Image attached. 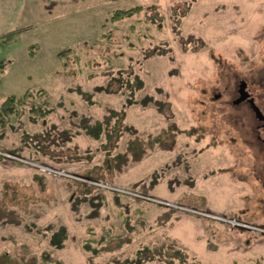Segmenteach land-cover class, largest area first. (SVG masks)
Masks as SVG:
<instances>
[{
  "label": "rangeland",
  "instance_id": "rangeland-1",
  "mask_svg": "<svg viewBox=\"0 0 264 264\" xmlns=\"http://www.w3.org/2000/svg\"><path fill=\"white\" fill-rule=\"evenodd\" d=\"M0 61V104L25 98L0 128V264H264V187L217 69L262 66L264 0H0ZM106 117L98 138L82 130ZM40 132L57 135L44 155Z\"/></svg>",
  "mask_w": 264,
  "mask_h": 264
},
{
  "label": "flooded vegetation",
  "instance_id": "flooded-vegetation-1",
  "mask_svg": "<svg viewBox=\"0 0 264 264\" xmlns=\"http://www.w3.org/2000/svg\"><path fill=\"white\" fill-rule=\"evenodd\" d=\"M214 63L217 61L213 60ZM227 76L234 77L228 98L223 102L231 111L232 120L246 128V142L249 150L247 173L252 185L264 187V63L255 71L229 68V65H218ZM221 93L213 94L218 99Z\"/></svg>",
  "mask_w": 264,
  "mask_h": 264
},
{
  "label": "trees",
  "instance_id": "trees-1",
  "mask_svg": "<svg viewBox=\"0 0 264 264\" xmlns=\"http://www.w3.org/2000/svg\"><path fill=\"white\" fill-rule=\"evenodd\" d=\"M142 8L139 6L134 7V8H130V9H118L116 11H114L111 15V20L112 21H120L129 17H132L134 14L140 12ZM59 55L65 56L64 57V62L63 66L65 69V73L66 75H75L79 72V70L76 69V67L78 66L79 63V57L75 54H73V51H71V49H65L62 52L59 53ZM4 63L2 61H0V75L4 72ZM72 72V74H71ZM1 84V83H0ZM139 87V82L138 85L136 86V88ZM46 92L44 90H38L36 92V95L38 97H42L43 95H45ZM24 96H28L27 93ZM25 98H17L15 95H11L5 98V100L0 104V128L3 129L6 124L8 119H10L11 116L17 114L20 110L21 107H19L21 104H23L25 101ZM151 100V99H150ZM149 101V100H148ZM53 107H49V102L46 100H43L42 102H33V104L31 105V107L29 108L30 111V118L32 119L31 121L33 123H36L39 119L42 120V125L46 124V115H49L50 113L53 112ZM114 115H116V113H113ZM109 119V117L104 118L102 121H97L96 123H93L91 125H84L82 124V130L84 131V133H86V135H90L93 138H98V136H100L104 130H103V126H105L108 122L107 120ZM120 132V131H119ZM70 133L67 129H64L62 131H60L58 133V138L64 143L65 141H69L72 138V134L70 136ZM109 132L107 131V133H105L108 138ZM120 134V133H119ZM111 136V135H110ZM57 138V135L52 137V139L50 138V132L47 133H36L34 135V140L32 141L34 147H36L34 149V151H36L38 154H45V148H47V146H49L48 142H46L47 140H49V142H53L55 143L54 139ZM57 142V141H56ZM63 143L61 142H57V145L60 146L59 149L60 151H57L56 154H46L47 157L49 156V159H52L54 156L56 155H60V154H64V152L62 150H64L62 148ZM64 145H66L64 143ZM141 147V146H140ZM142 147L140 148V151ZM75 153V152H74ZM66 156V155H65ZM67 157L69 159L71 158H77L79 157L77 154L74 155H67ZM59 158V157H58ZM53 160V159H52ZM108 160V159H106ZM123 161L122 158H119L117 160V162H121ZM105 163V162H104ZM107 163V161H106ZM118 164V163H117ZM118 166V165H117ZM88 174L90 175H94L91 172H89ZM90 179L93 180H98V179H102L103 176L102 175H97L95 174V177H91L89 176ZM84 192H82L84 195L90 194V190L88 191V189H84L82 190ZM52 237H50L49 239V244L55 248H62L64 246V241L68 238L67 237V233H66V229L65 227H62L55 232L52 233L51 235ZM88 244V243H86ZM189 264H198L194 261L190 262ZM258 264V263H257Z\"/></svg>",
  "mask_w": 264,
  "mask_h": 264
}]
</instances>
